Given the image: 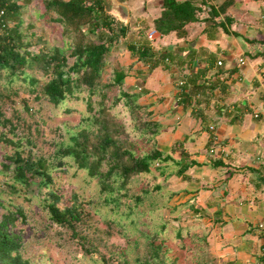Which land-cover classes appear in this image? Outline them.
Returning <instances> with one entry per match:
<instances>
[{
	"label": "trees",
	"instance_id": "1",
	"mask_svg": "<svg viewBox=\"0 0 264 264\" xmlns=\"http://www.w3.org/2000/svg\"><path fill=\"white\" fill-rule=\"evenodd\" d=\"M236 1L223 0L217 10L211 3L205 2L209 9L205 21H213L221 10L230 22L232 17L226 10ZM107 3L108 0H0V8L4 9L3 22H0V123H9V129L0 132V139L5 145L13 147L3 155V169L7 170L13 165L14 170L13 183L8 186L15 188L18 185L15 182L19 183L20 188L29 186L38 178L48 187L44 204L50 219L57 224L69 226L74 235L78 234L75 225L81 220L84 203L76 196L68 195L60 186L52 185L53 178L46 170L45 159L23 154V147L20 148L22 140L30 142V139L16 132L17 125L13 121L19 116L16 109L9 115L6 112V107L14 103V95L19 91L18 86L12 87V83L18 81L25 84L27 91L36 100L45 99L54 105L75 100L84 105L81 111L85 125L71 136L72 142L62 144L56 153L71 157L79 170L97 178L100 193L110 194L107 198H113L114 193L115 197L126 193L129 183L138 175L144 176L146 183L150 184L157 177L152 172L153 164L159 173L165 174V170H168L169 175H182L191 164L197 162L193 159L185 162L186 154L183 150L180 157L176 158L156 145L159 121L152 117L147 104L138 102L141 91L125 87L124 76L132 64H122L118 59V51L128 26L108 11ZM201 10L198 0H162L160 11L151 24L161 34L174 32L177 37H184L187 33L186 25L199 20ZM27 13L30 14V23L27 24L29 28L34 20H48L58 24L63 42L51 44L41 35L34 36L35 32L26 36L22 17ZM213 24L221 25L226 33L238 34L226 28L224 22L215 21ZM139 32L141 37L128 45L131 54L147 65L149 70L165 61H169L168 65L175 63L180 66L176 81L180 87L178 99L186 107L194 98L192 106L195 109L191 113L201 116L202 127L211 130L205 123L202 104L199 103L205 100L203 97L212 87L222 83L219 74L211 82L209 78L199 81V74L204 70L184 74V70L190 67L192 54H188L185 60L179 56V50H156L150 39L142 31ZM246 39L248 42L264 43V38ZM247 53L250 52L247 50ZM114 88H117V92L111 94ZM119 103L126 107L130 115L132 125L129 129L117 119L114 108ZM219 107L220 112L225 110L223 105ZM66 109L72 107L66 106ZM8 131L16 138L10 136ZM135 137L150 143V148L136 154L133 150ZM168 160L175 164L171 169ZM216 163H221V160L217 159ZM153 187L159 189L160 183L153 184ZM139 197L136 196L137 199ZM0 204L3 205L2 201ZM4 207L7 209L0 216V264H34L20 252V235L12 230L19 216L24 217L23 210L18 207L12 209L7 205ZM181 230L179 227L177 235H181ZM158 237V232L152 234L148 240L151 250L144 261L138 264H168L166 255L161 252L163 243L152 242ZM80 238L85 239L83 234H80ZM114 264H126V261L117 257ZM201 264L216 262L213 258H205Z\"/></svg>",
	"mask_w": 264,
	"mask_h": 264
},
{
	"label": "crops",
	"instance_id": "2",
	"mask_svg": "<svg viewBox=\"0 0 264 264\" xmlns=\"http://www.w3.org/2000/svg\"><path fill=\"white\" fill-rule=\"evenodd\" d=\"M114 1L127 7L123 21L129 31L127 48L141 37L139 31H155L148 38L156 50H179L185 60L188 54L193 55L184 74L204 70L199 81L209 78L211 82L218 74L223 80L199 103L205 123L215 126L211 131L202 129V117L191 113L194 98L188 107L179 101L177 64L165 61L149 70L147 65L133 60L124 76L125 87L141 91L140 103L149 104L155 118L170 122L174 137L182 139L178 140L183 146L178 156L171 154L179 158L184 150L185 162L197 161L182 174L177 197L194 205L196 216L206 221L204 234L213 239L218 249L213 258L216 264H264V233L256 226L264 222V43L246 39L264 38V0H237L229 5L226 12L232 17L230 22L221 10L213 21H205L209 14L205 2L217 10L223 0H198L202 6L200 19L186 25L184 37L174 32L161 34L152 26L162 0H108V11L119 19ZM215 21L224 22L226 28L238 34L226 33L221 25L213 24ZM128 55L132 56L129 48ZM220 69L223 71L218 72ZM222 105L225 110L220 112ZM256 110L258 116L253 115ZM190 130H195L196 135L188 140V134L184 138L178 134ZM212 133L218 139L215 150L210 152ZM217 159L221 163L215 164Z\"/></svg>",
	"mask_w": 264,
	"mask_h": 264
},
{
	"label": "rangeland",
	"instance_id": "3",
	"mask_svg": "<svg viewBox=\"0 0 264 264\" xmlns=\"http://www.w3.org/2000/svg\"><path fill=\"white\" fill-rule=\"evenodd\" d=\"M29 16L27 13L22 17L26 36L35 32L34 36L41 35L51 44L63 42L58 24L48 20H34L29 28ZM128 32L123 36L125 39H122L118 59L125 65L133 60L142 64L134 55H128L124 41L128 39ZM150 32L155 34V31ZM142 33L149 37L147 29L142 30ZM243 61L240 60L241 63ZM11 85L13 88L18 86L19 91L14 95V103L6 107V112L9 115L16 109L19 114L13 119L17 125L16 132L19 136L27 135L30 139V142L22 140L20 148L23 147V154L45 159L46 170L53 178L52 185L60 186L68 195L76 196L84 203L81 220L75 225L77 235L72 233L69 226L52 221L44 204L48 187L38 178L29 186L20 188L18 182H15L18 184L15 188L8 186L13 183L14 170L13 165L7 170L3 169V155L13 147L5 145L0 139V201L3 203L0 204V216L7 209L4 205L23 210L24 217L19 216L12 230L20 235V252L24 257L34 264H114L117 257L124 259L126 264H138L144 261L151 250L148 240L158 232L159 237L152 242L163 243L161 252L166 255L168 264H201L205 258H216L215 250L217 252L218 249L213 239L204 234L206 221L199 220L194 205L190 206L177 197L179 181L184 179L182 175L183 178L175 173L169 175L168 170H165V174L159 173L153 164L152 172L157 177L150 184L146 183L144 176L138 175L129 183L126 193H121L118 197L114 193L115 198H107L109 193H100L97 178L79 170L71 157L56 153L62 144L72 142L71 136L85 125L81 111L84 105L75 100L54 105L45 99H33L27 91L28 87L21 82ZM114 92H117V88L111 94ZM147 105L152 111V117L158 120L153 109ZM189 105L191 106L188 104L187 107ZM66 106H71L72 109L67 110ZM162 106L165 107L164 104ZM114 109L118 121L129 129L132 123L126 107L119 103ZM158 121L160 128L155 137L156 145L166 153L178 156L177 151L180 152V147H183L178 140L182 139L174 137L170 122L164 119ZM8 129L9 123H0V132ZM194 131L178 134L182 138L188 134V140L196 135ZM8 134L14 136L10 131ZM133 140L136 154L147 151L151 146L142 139L135 137ZM168 140L170 142L166 143ZM168 162L170 169L175 166L170 160ZM155 183H160L159 189L153 187ZM180 189L184 192V188ZM136 196H140L139 199ZM179 227L182 228L181 235H177ZM80 234L85 239L80 238Z\"/></svg>",
	"mask_w": 264,
	"mask_h": 264
},
{
	"label": "built area",
	"instance_id": "4",
	"mask_svg": "<svg viewBox=\"0 0 264 264\" xmlns=\"http://www.w3.org/2000/svg\"><path fill=\"white\" fill-rule=\"evenodd\" d=\"M3 13H4V9L3 8H0V22H3ZM153 32H149V34H148V36L149 37H152L153 36V34H152ZM241 61H242V59H240ZM219 63H220V61H218ZM253 115L254 116H258L259 115V111H254V113H253ZM209 128L211 129V130H214V128H215V126H214V124H210L209 125ZM217 135L214 133L213 135H212V138H211V141H212V144H211V146H210V148H209V151L210 152H213L214 150H215V143H217ZM256 226H257V228H259V229H261L262 231H263V233H264V222L263 221H259V222H257L256 223Z\"/></svg>",
	"mask_w": 264,
	"mask_h": 264
},
{
	"label": "water",
	"instance_id": "5",
	"mask_svg": "<svg viewBox=\"0 0 264 264\" xmlns=\"http://www.w3.org/2000/svg\"><path fill=\"white\" fill-rule=\"evenodd\" d=\"M113 5H114V10L119 15V19L121 21H125L127 18V7L124 4L117 1H114Z\"/></svg>",
	"mask_w": 264,
	"mask_h": 264
}]
</instances>
